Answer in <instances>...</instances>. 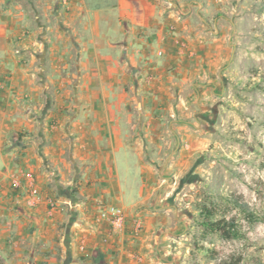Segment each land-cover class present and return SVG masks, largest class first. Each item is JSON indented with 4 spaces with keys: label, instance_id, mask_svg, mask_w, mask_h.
<instances>
[{
    "label": "crops",
    "instance_id": "0c3cea01",
    "mask_svg": "<svg viewBox=\"0 0 264 264\" xmlns=\"http://www.w3.org/2000/svg\"><path fill=\"white\" fill-rule=\"evenodd\" d=\"M238 1L0 0V264L186 263L174 186L228 101Z\"/></svg>",
    "mask_w": 264,
    "mask_h": 264
},
{
    "label": "rangeland",
    "instance_id": "374dc122",
    "mask_svg": "<svg viewBox=\"0 0 264 264\" xmlns=\"http://www.w3.org/2000/svg\"><path fill=\"white\" fill-rule=\"evenodd\" d=\"M239 1L221 75L228 101L202 129L194 165L174 186L172 203L189 223L185 264H264V0ZM226 223L237 237L215 229Z\"/></svg>",
    "mask_w": 264,
    "mask_h": 264
},
{
    "label": "built area",
    "instance_id": "2783aa9c",
    "mask_svg": "<svg viewBox=\"0 0 264 264\" xmlns=\"http://www.w3.org/2000/svg\"><path fill=\"white\" fill-rule=\"evenodd\" d=\"M12 187L18 191L28 190L32 199L37 197L39 193L33 172L27 170L21 171L14 176ZM98 216L99 220L109 224L113 231H118L123 228L126 217L125 210L122 207L114 205H100L98 207Z\"/></svg>",
    "mask_w": 264,
    "mask_h": 264
},
{
    "label": "trees",
    "instance_id": "16d2710c",
    "mask_svg": "<svg viewBox=\"0 0 264 264\" xmlns=\"http://www.w3.org/2000/svg\"><path fill=\"white\" fill-rule=\"evenodd\" d=\"M227 225H229L230 227L226 228ZM215 229H218L221 234L228 239L237 237L234 230L231 229V223L222 224L221 226L215 225Z\"/></svg>",
    "mask_w": 264,
    "mask_h": 264
}]
</instances>
